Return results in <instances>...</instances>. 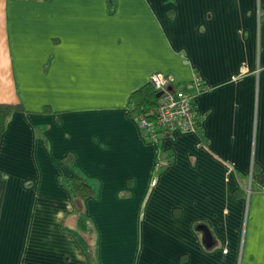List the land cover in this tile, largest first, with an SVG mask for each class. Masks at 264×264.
Segmentation results:
<instances>
[{"label": "crops", "instance_id": "0c3cea01", "mask_svg": "<svg viewBox=\"0 0 264 264\" xmlns=\"http://www.w3.org/2000/svg\"><path fill=\"white\" fill-rule=\"evenodd\" d=\"M152 72L197 132L142 137ZM0 104V264H264V0H0Z\"/></svg>", "mask_w": 264, "mask_h": 264}, {"label": "built area", "instance_id": "2783aa9c", "mask_svg": "<svg viewBox=\"0 0 264 264\" xmlns=\"http://www.w3.org/2000/svg\"><path fill=\"white\" fill-rule=\"evenodd\" d=\"M173 82L171 74L152 72L148 76L147 83L159 93L153 118L148 120L142 116L135 117L141 135L147 141H155L158 133L174 129L181 133L196 132L198 120L192 108L193 94L189 90H193L195 95L206 88L201 86L196 75L185 89L172 88Z\"/></svg>", "mask_w": 264, "mask_h": 264}, {"label": "trees", "instance_id": "16d2710c", "mask_svg": "<svg viewBox=\"0 0 264 264\" xmlns=\"http://www.w3.org/2000/svg\"><path fill=\"white\" fill-rule=\"evenodd\" d=\"M156 91L147 83L143 87L134 91L128 101V115L142 116L148 120L153 118V112L157 105ZM21 110L18 106L9 104H0V142L2 135L5 131V126L9 116L15 112ZM199 130V122L196 128V132ZM63 167H69L68 158H64L60 161ZM61 182L63 188L69 195L72 205L75 208V212L78 215V222L82 224L83 214L78 208L81 206L82 201L89 197L92 193L87 181L77 172L73 171L69 177L64 175Z\"/></svg>", "mask_w": 264, "mask_h": 264}, {"label": "water", "instance_id": "95a60500", "mask_svg": "<svg viewBox=\"0 0 264 264\" xmlns=\"http://www.w3.org/2000/svg\"><path fill=\"white\" fill-rule=\"evenodd\" d=\"M155 96H156V98H158V96H159V93H156V95H155Z\"/></svg>", "mask_w": 264, "mask_h": 264}]
</instances>
